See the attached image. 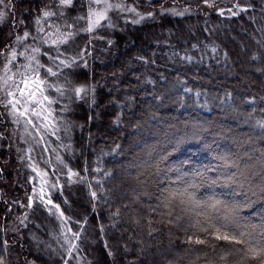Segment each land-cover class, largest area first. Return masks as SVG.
I'll use <instances>...</instances> for the list:
<instances>
[{"label": "trees", "instance_id": "16d2710c", "mask_svg": "<svg viewBox=\"0 0 264 264\" xmlns=\"http://www.w3.org/2000/svg\"><path fill=\"white\" fill-rule=\"evenodd\" d=\"M5 1L8 16L6 25L0 23V52L6 51L11 40L15 41L13 37L17 38L20 27L26 26V22H31L33 35L35 28L42 24L49 5L46 0ZM208 1L218 4L216 0ZM199 2L204 3L203 0ZM80 6L73 13L85 17V4ZM251 6L252 9L246 12L234 14L231 20L223 15L221 18L202 17L198 12L196 34L191 38L168 30L169 20L165 15L152 21L129 24L143 36L130 38L126 44L122 38H118L117 44L107 41L99 46L94 42L91 50L97 54L92 63L89 62L90 69L73 68L71 80L89 87V96L83 98L80 92L75 93L68 105L65 96L57 100L59 112L66 116L69 113L75 123V153L65 164L63 159L58 164L60 172H55L61 178L58 176L56 180L51 176L50 180H56L62 187L57 186L59 196L53 197V202L66 219L84 207L83 215L74 218L69 228L77 243L86 245L81 250L91 258L92 264H126V258L136 254L140 257L134 260L137 264H207L209 260L222 264L220 246L229 248L230 245L191 228L187 217L177 220L176 213L168 216L163 207L151 211L159 203L155 197L161 190L175 186L174 182L180 176L198 186L195 189L198 197L214 194L228 204L239 205L240 224L257 226L255 235L260 241L259 226L264 223V191H261L264 185V127H261L264 124V65L258 76L250 77L256 89L243 85L237 78L241 75H235L233 82L230 77L228 80L226 73L221 74L222 68L212 70L220 78L215 85L208 86L206 82L215 77L205 74L203 78V74H198L192 67L199 64L198 58L208 59L204 69L211 67L209 54L217 49L207 44L205 34L209 26H219L215 18L227 26L235 25L237 33L244 37L245 42L237 39L242 52L233 39H225L226 30L219 37V44L224 46L222 52L230 46L229 51L238 64H234V69L236 66L241 68L243 63L248 65L255 53L264 62V18L260 15L258 22H251L244 17L251 10L263 15L264 11L258 8L259 5ZM186 19L195 21L194 17ZM161 25L162 28L156 30ZM86 28L85 19H82L76 37L79 48L88 51L90 41ZM4 29H7V36ZM250 34L255 39L253 42L247 38ZM189 50H195L198 58L188 54ZM157 53H162L158 66L152 61ZM190 58L195 59L192 64L188 61ZM138 63L161 71L151 73L158 86L147 88L148 91H134L133 68H137ZM76 88L79 89L77 84ZM1 118L0 125L6 130L0 135V162L9 160L11 164L5 175L6 183L2 185L9 203L7 199L0 201V260L6 264L9 247L2 225L4 216L10 210L18 212L24 205L23 201L17 200L24 198V192L28 190L27 179L29 175L32 179V174L26 175L19 162L14 161L13 150L8 146L10 125ZM47 149L49 155L52 154V147ZM39 150L38 159L41 151L48 158L45 149ZM55 151L61 152V149L55 146ZM34 152L30 153L33 161L36 158ZM13 161L16 169L12 166ZM69 167L73 169L71 177L67 172ZM70 179L73 185H68ZM212 181L216 183L213 185ZM145 191L152 194L151 199L143 195ZM93 193H96L95 197ZM149 218L151 226L148 225ZM32 228L28 226L27 233ZM47 230L42 226L34 229V234L43 237ZM27 236L22 231V236L17 234L20 243L14 241L23 251L16 264H55L46 254L31 249ZM189 236H193L191 243ZM197 238L207 243L196 244ZM213 244L217 245L215 251ZM126 247L129 253L123 251ZM261 259L250 256L246 264H261ZM76 264H84V261L80 259Z\"/></svg>", "mask_w": 264, "mask_h": 264}, {"label": "rangeland", "instance_id": "374dc122", "mask_svg": "<svg viewBox=\"0 0 264 264\" xmlns=\"http://www.w3.org/2000/svg\"><path fill=\"white\" fill-rule=\"evenodd\" d=\"M46 1L49 5L46 7L47 10L45 11H51L54 14L51 16L44 15L42 24L35 28V33H33V35L31 32V22H26V26L20 27L17 38L13 37L15 41L11 40V44L6 46V51L0 52V124L2 122L1 117H3L10 125L9 138L11 141L8 146L13 150L14 161H18L21 169H25L23 172L26 175L28 173L32 174V179L30 175L29 180L27 179L28 190L24 192V198L17 200L23 201L24 205L20 206L18 212L10 210L9 214L4 216V223L2 225L4 226L9 247L8 254L6 255V264H16L19 261L18 257L21 258L23 254L22 249H19V246L15 245V242L20 243L17 239V234L22 236V231L25 232V235L28 234V241L31 244L30 248H34L35 251L46 254L55 264H76V261L79 263L80 259L84 261V264H92L91 258L81 250L86 247V245H79L69 228L70 225L74 223V218L83 215L84 207L80 208L73 216L66 219L60 208L53 202V197L56 198L57 195L59 196V188L62 189L61 185L56 183L57 177H61L59 173L55 171L57 170L60 172L58 164L62 159L63 164H65L73 158V153H75L73 137L76 130L75 123L72 121L69 113L68 116H66L59 112L57 100L65 96L68 105L72 101L73 95L76 93V84L80 89V96L83 98H87L90 91L89 87L79 85V83H75L71 80V73L74 71L73 68L77 70L90 69L89 62L92 63L91 60L97 54V52L91 50L94 42H97L99 46H102L103 43L107 44V41L112 44H117V40L122 38L123 43L126 44V41L130 38L135 39L143 36V34H140L139 31H135L133 26L129 24L133 23V25H135L145 21H152L165 15L169 20V24H167V26H169L168 30H176L177 32H181L184 36L191 38L192 35L196 34L195 30L198 22V12L202 17L213 15L221 18V15H223L225 19L231 20L234 18V14L238 15L242 12H246V10L252 9L251 5H259L258 8L264 11V0H257L254 3L250 2V0H216L218 3L216 5L210 1L206 2V0H203V4L199 2L200 0H111L113 4H120L122 7L110 10L106 18L101 21L100 25L87 33L88 41H90L87 46L88 51L78 46L76 35L79 33L76 34V30L77 27L81 25L82 19L77 21L76 17L81 15L73 13V11H78V9L81 8L80 4L84 3L85 22L87 25L88 0H73L74 7L77 3L76 7L70 6L63 8V15L60 14L61 9L58 7L60 0ZM51 7L53 8L48 10ZM54 8L56 9L54 10ZM260 15L264 18V15L259 13V11L253 12L251 10V12L249 14L246 13L244 17L251 22H258ZM7 16V3L5 0H0V23L3 22L4 25H6L7 19L5 18ZM17 17L18 20H20V13L17 14ZM190 17H194L195 21L186 19ZM214 20L219 26H209L205 34V41L207 44H212L217 49L215 52L211 51L209 54L211 67L204 69V64L206 67L208 66V59L198 58L194 54L195 50H189L188 54L195 55L199 61V64L192 66L194 71L200 75L203 74V78L205 74H211L215 77L209 80L208 83L206 82L208 86H211L216 84L217 78H220L216 76L218 73L212 72V70L216 71L222 68L221 74L226 73L228 80L230 77V80L233 82L235 80V75H241L237 78H240L243 85L246 87L250 85L251 89H256L250 77L251 75L254 77L255 75L258 76V74L262 72L261 66L263 67L264 62L261 61L255 53L251 57V61L248 65L243 63L241 68L240 66H236V69H234V64H237V62H235L233 54L229 51L230 46L228 45L227 51L222 52L224 46L221 43L219 44V37L222 36L226 30V33H224L225 39L228 41L233 39V42L237 44L241 52L242 45L238 43V40L245 42L244 37L237 33V27L235 25L227 26L226 23H223L220 19L215 18ZM160 28H162V25L158 26L156 30ZM41 29L43 31H41ZM119 31L120 35H118ZM4 32V35L7 36V29H4L3 33ZM25 32L29 33L28 37H24ZM58 37L60 38L59 40ZM247 38L251 42L255 40L253 34L247 35ZM53 40H58V42L53 44ZM83 44L84 43H82V45ZM33 48H39L40 51L33 52ZM62 48H67L72 51L63 50ZM13 50L17 54L14 59L11 57V52ZM219 51H221L220 54ZM45 52H48V55H45ZM49 56H58L59 59L53 61L49 59ZM30 57H35V59L40 60V62L45 65L44 69L40 70L42 75L45 74L48 67H52L53 71L57 73V77L47 76V84L55 83V85L65 89L64 95L61 96L55 91L54 87L50 88L46 86L45 94L49 95L50 99L55 101L51 105L45 104V107H47L51 113L50 115H48V113H43L44 116H47V119L32 116L30 112L26 117L20 116L18 113L12 111L11 106L8 108L4 107L3 101L10 98L6 97L5 91L2 89L7 86H12L14 88L13 81L23 87V85L20 84V73L25 71V66L29 63L35 66V60H30ZM161 58L162 53H157L155 57L152 58V61H156L158 66L161 63ZM9 60H11V63L8 62ZM60 60H64L65 63L60 64ZM239 60V62H242V59ZM188 61L192 64L195 59L190 58ZM137 66V68H133L135 69V71H133L135 73H133L135 75V80L132 85L135 86L134 91H145L147 88H155L158 86L151 73L154 72L158 74L161 72L159 69H151L149 65L145 67L140 63H138ZM28 74L31 75L30 72ZM7 77H11V79L8 80L7 85H5L4 81ZM66 78L71 81L68 85L65 84ZM228 80L226 81L227 83H229ZM76 82H78V80H76ZM114 84L117 85V83ZM201 85H203L202 79ZM119 86L120 85H118V87ZM229 86L230 84H226V87ZM196 90H199V88ZM251 92L255 94L256 91ZM130 94H132V92H130ZM16 95L19 97L18 92ZM17 107L20 106L18 105ZM28 119H31L33 123L29 124L27 122ZM5 130L6 127L0 125V135H2ZM0 145H2V142H0ZM41 145H43V148L39 149H45L47 153V148L52 147L53 152L50 155L48 153V158L41 151V156L38 159L40 150L37 149V147H41ZM55 146H58L61 152H54ZM31 152L35 153L36 158L34 161L32 158L33 154H30ZM14 161L12 166L16 169V163H14ZM10 165L9 160L0 162V201L7 199L8 203L7 191L2 185L6 183L5 175ZM67 172L73 173V169L69 167ZM51 176L56 178V180L51 181ZM68 185H73L72 179L69 180ZM57 186L59 188H57ZM85 199H87L86 194ZM49 201H51V203H49ZM28 226L33 227L29 233L26 231ZM42 226L47 227V233L43 237H38L34 234V229H41ZM20 238L22 239V237ZM46 240L47 242H45ZM124 241L125 240L122 241V245ZM124 249L123 251L129 253L127 247ZM135 259L139 260V255L136 254L135 256L132 255L126 258V264H137L138 262L134 261Z\"/></svg>", "mask_w": 264, "mask_h": 264}, {"label": "snow or ice", "instance_id": "6c2138e0", "mask_svg": "<svg viewBox=\"0 0 264 264\" xmlns=\"http://www.w3.org/2000/svg\"><path fill=\"white\" fill-rule=\"evenodd\" d=\"M207 2V0H206ZM74 7L73 0H60L59 8L61 9L60 14L63 15V8ZM122 5L113 4L111 0H88V14H87V28L88 32H91L95 27L99 26L101 21L107 16V13L113 8H120ZM54 13L51 11H45V16H51ZM85 19V17L77 16L76 20L79 21ZM39 23V21H37ZM41 31H43L41 29ZM29 33L25 32L24 37H28ZM70 35V34H69ZM19 39V37H18ZM35 39V37H34ZM60 38L58 37V40ZM58 40H53L52 43L56 44ZM47 42V41H45ZM33 52H39V48H33ZM50 51V50H49ZM16 52L13 50L11 52V57L14 59L16 57ZM48 55V52H45ZM62 55V53H61ZM30 60H35V66L31 63L25 66V71L20 73V84H16L13 81L14 88L12 86L5 87V95L10 99L3 101L4 107L11 109L14 113H18L20 116H28L29 112L32 116L47 119L43 113H48L50 111L45 104L51 105L55 101L50 99L49 95L45 94L46 86L54 87L55 91L61 96L64 95V88L55 85V83L47 84V76L57 77V73L53 71L52 67H48L44 75L41 74V69H44L45 65L40 62V60L35 59V57H30ZM50 60L59 59L58 56H49ZM11 63V60L8 61ZM64 60H60V64H64ZM6 71H7V65ZM58 67V65H57ZM31 73L29 75L28 73ZM11 77H7L4 83L7 85L8 80ZM67 78L65 79V84H70ZM76 93L79 94L80 89H75ZM19 93L17 97L16 93ZM20 107H17V106ZM22 108V110H21ZM29 124L33 121L28 119ZM264 127V124H261ZM264 154V153H262ZM222 159H224L222 157ZM72 173L69 172L71 177ZM106 176L110 173H105ZM201 175L202 174H197ZM264 179V178H262ZM216 181H212L214 185ZM173 187L165 190H161L160 195L155 197L159 203L151 209L155 212L157 208L163 207L167 209V215L172 216L176 213V219L180 220L187 217V222L189 226L193 229H197L200 232L209 233L214 237L216 241H224L226 244L230 245L229 248H222V253L219 255V260L222 264H246L247 259L252 256L261 257V264H264V223L259 226V236L260 241L256 240L257 226L255 225H241L239 222V205L228 204L226 201L220 200L212 196L198 197L196 195L195 189L198 187L195 183L190 180L185 179L180 176L177 181L174 182ZM202 186V185H201ZM261 191H264V185L261 186ZM95 197L96 193L92 194ZM143 195L147 196L149 199L152 198V194L145 191ZM51 203V201H49ZM128 207V205H125ZM119 214V209L117 210ZM152 220L148 219V225L151 226ZM189 242L193 240V236H189ZM196 244H205L207 241L204 239H195ZM213 250L217 248L216 244L212 245ZM231 257H239L236 260L230 259ZM0 264L3 261L0 260ZM171 264V262H170ZM207 264H215V261L209 260Z\"/></svg>", "mask_w": 264, "mask_h": 264}]
</instances>
